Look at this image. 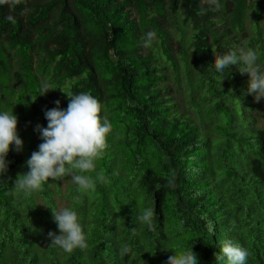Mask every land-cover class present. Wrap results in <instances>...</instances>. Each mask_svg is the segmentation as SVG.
I'll list each match as a JSON object with an SVG mask.
<instances>
[{
	"label": "trees",
	"instance_id": "obj_1",
	"mask_svg": "<svg viewBox=\"0 0 264 264\" xmlns=\"http://www.w3.org/2000/svg\"><path fill=\"white\" fill-rule=\"evenodd\" d=\"M218 3L0 6V111L17 115L23 140L20 152L10 145L0 174V264H166L168 254L190 247L197 264H217L225 239L250 251L247 264H264V98L256 102L247 92L249 76L237 65L218 74L211 50L250 47L264 64V0ZM10 12L15 24L6 19ZM148 31L156 38L145 48ZM45 81L56 89L40 95ZM61 89L93 95L112 124L96 161L107 183L85 193L73 181L65 185V207L78 213L87 236V247L71 253L49 246L48 233L60 234L50 207L57 209L61 180L13 191L43 142L35 126L47 127L45 111L56 100L68 106ZM147 207L155 231L134 222V209ZM123 244L132 251L121 257Z\"/></svg>",
	"mask_w": 264,
	"mask_h": 264
},
{
	"label": "clouds",
	"instance_id": "obj_2",
	"mask_svg": "<svg viewBox=\"0 0 264 264\" xmlns=\"http://www.w3.org/2000/svg\"><path fill=\"white\" fill-rule=\"evenodd\" d=\"M21 0H0V6L8 5L11 10ZM208 3L220 7L218 0H207ZM25 9L21 15H26ZM200 14L204 9L199 10ZM6 19L15 24L16 19L11 12ZM156 38L154 31H148L143 36V46L151 47ZM215 71L222 77L230 66L237 65L240 73H247V92L253 95L256 102L264 98V64L258 63L257 52L241 46L235 50L221 53L215 47L211 48ZM228 74L231 75L228 71ZM47 81L42 82L40 95L54 90ZM62 90V89H61ZM63 91V90H62ZM65 92V91H63ZM69 97L66 109L59 107L60 101L56 100V107L45 111L48 121L47 127L40 124L35 126V131L40 134L43 141L39 144L38 151H33L26 160L27 172L17 174L13 183L14 193H31L42 188L48 183L49 178L54 181L71 177L77 186V191L85 193L94 191L98 183H107V177L103 171L96 172V161L103 158L106 149V137L112 132V124L109 117L102 113V105L90 93L80 92L74 94L65 92ZM36 97L32 98L35 102ZM18 117L14 112L0 111V174L8 169L6 157L10 145H15L17 152L22 151L23 140L17 131ZM95 172V176L91 173ZM118 174V173H114ZM52 216L56 222L60 234L50 231L48 237L49 246L59 247L67 253L74 249L83 250L87 247V236L82 224L79 222L78 213L71 207L57 210L50 207ZM135 212L134 222L146 226L149 231H155V212L151 207L142 208ZM135 232V229H133ZM168 253L169 249L164 247ZM131 247L121 245L119 254L121 257L130 254ZM251 255L250 251L238 242L225 239L221 243L220 251L215 253L217 264H247ZM198 257L190 247L186 250H178L174 254H168L166 264H197Z\"/></svg>",
	"mask_w": 264,
	"mask_h": 264
},
{
	"label": "rangeland",
	"instance_id": "obj_3",
	"mask_svg": "<svg viewBox=\"0 0 264 264\" xmlns=\"http://www.w3.org/2000/svg\"><path fill=\"white\" fill-rule=\"evenodd\" d=\"M260 6H261V9H259V11L261 12V15H259V17H260L261 21H264V16H263L264 7L262 5H260ZM248 21H249V19H247V22ZM36 57L37 56H33L32 57V59H33V65H34V62L36 61ZM261 121H262V117L259 118V122H261ZM68 182L70 183V182H72V180L71 179L70 180L63 179L59 183V185H60V194L61 195L56 196V198H55L56 205H57V210H60V209L64 208L65 205H66V201L67 200L63 197V193H64V191L66 189V186L65 185H67Z\"/></svg>",
	"mask_w": 264,
	"mask_h": 264
}]
</instances>
